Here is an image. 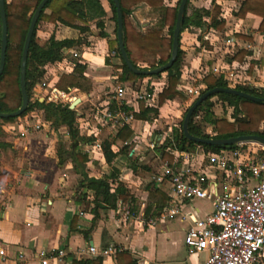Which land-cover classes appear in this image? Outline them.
<instances>
[{
    "label": "crops",
    "instance_id": "crops-1",
    "mask_svg": "<svg viewBox=\"0 0 264 264\" xmlns=\"http://www.w3.org/2000/svg\"><path fill=\"white\" fill-rule=\"evenodd\" d=\"M83 2L89 27L85 37L89 45L93 46V51H90L89 45L84 44L64 49L60 60L47 63L45 75L41 79L42 83H36L33 88L35 98H39L40 101L46 99V91L51 86H55L59 76L70 74L76 62L85 65L82 72L83 81H88L91 87H86L81 83L82 86L68 88L80 98L78 107L86 102L90 103L88 106H83L81 112L77 114L79 134L84 137L92 136L100 143L104 139L111 140V150L116 152V156L108 164L103 158L101 149L93 148L90 143H80L77 151L87 154L88 161L85 163V171L90 177L109 174L112 167L118 169V176L108 179L111 190L117 186L123 187L125 193H128L131 198L129 197V200L121 204L118 201L115 209H100L93 222L94 215L91 211L93 192L86 191L85 199H80L83 198L79 197L81 191L78 190V184L83 178L81 173L73 168L70 157H66L62 163H59L57 155L59 142H62L65 150L69 151L66 146L68 142L70 143L67 127L61 124L55 128L45 119L42 109L32 110L26 115L43 120V126L36 131H30L23 136L18 134L21 128L19 124H22L26 116L8 125H2L3 133L0 134V246L6 248L7 257L0 258V264H41L37 257L39 250L56 254L59 249L64 251V255L61 258H50L47 264H71L73 258L93 260L99 256L101 257L100 264H116L115 254L106 256L99 254L108 245L128 250L138 264H199L202 260L200 254L191 255L183 241L187 225L185 221L180 218L159 220L158 215L152 217L157 219L153 226L141 224V219H146L144 217L145 208L150 205L153 209V203L158 201L151 191L157 189L167 197L165 190L168 189L169 183L160 184L154 181L152 176L158 174L162 162L173 161L172 154L167 150L168 147L162 150L160 145L166 137L171 136L172 128L178 126L174 119L170 120L161 114L163 106L166 105L165 102L158 107V116L153 120L144 121L134 118L126 124L133 131V136L128 141L123 142L116 138L117 129L121 126L118 118L108 117L105 113L113 101L118 111L117 102L114 100L115 78H118L121 68L115 66L120 62L117 61L118 57L115 53L108 51L106 39L99 36L100 28L97 26L98 22H102L103 31L114 38L115 35H112L114 32L113 13L107 0H83ZM216 2L222 7L221 16L225 20L224 28L222 30L198 28L199 32H202L200 34L202 40L212 48L206 49L197 37L193 39L189 47L192 52L196 49L197 59L201 57H207L204 59H212V61L215 59L213 62H207V69H204L205 71L203 70L200 76L202 77L204 72L212 69L215 74H221L230 87L232 86V83H229V79H232L230 71L240 67L243 70V77L239 80V84L263 87L264 32L257 31L261 17L248 13L244 18H238L233 15V12L237 11L239 1L217 0ZM199 3L197 7L209 9L211 0H201ZM144 9H149V7L140 3L132 9L131 14L134 26L141 31L148 27L147 23L140 19L138 12ZM204 20L209 19L204 17ZM77 24L81 23L77 22ZM183 33L182 31L180 36ZM237 33L243 36L239 37ZM51 34H54L56 39L77 38L81 35L79 30L71 27L41 22L36 31V41L44 45ZM180 41H182L181 37ZM221 43L227 47L224 49L215 46ZM180 47L185 49L183 45ZM218 50L222 54L218 53ZM240 50L248 51L242 62L232 60V56ZM71 51L77 52L79 57L74 59ZM106 58L109 61L108 64L105 61ZM196 58L189 64L191 69L196 67ZM251 61L255 62L252 69L248 67ZM181 70L183 76L179 79L177 88L184 92L187 88L184 81L188 79V75L182 68ZM118 81L121 82L119 79ZM165 84L164 74L145 76L125 83L129 93L133 95L142 91L148 92L150 94L149 105H155L157 93ZM201 85L204 87L202 82ZM177 100L182 99H172L173 102ZM167 101L171 102V100ZM94 107L100 108L94 109ZM126 107L136 112L138 101L132 99ZM229 108L226 107L228 113L233 112V107ZM90 116L94 118L91 125ZM81 123L90 127L85 128L83 132L80 127ZM203 123L207 125L204 132L214 135L213 126L206 122ZM164 127L166 130H163ZM258 130L264 132V120L261 121ZM103 133H105L104 137H102ZM151 142L154 143V148L150 147ZM124 146H127V149L122 152L121 148ZM140 150L144 151L140 152ZM189 150L200 158L204 149L196 146ZM164 152L166 158L162 157ZM132 164L135 166L134 169ZM121 208L130 210L133 215L124 217ZM182 208L186 212H194L197 216L210 213L213 209L212 202L208 199L186 201ZM72 224L76 226V229L70 228ZM80 230H90L89 238L85 239ZM89 246H93L97 252L90 253ZM20 253L23 254V258H18Z\"/></svg>",
    "mask_w": 264,
    "mask_h": 264
},
{
    "label": "trees",
    "instance_id": "trees-1",
    "mask_svg": "<svg viewBox=\"0 0 264 264\" xmlns=\"http://www.w3.org/2000/svg\"><path fill=\"white\" fill-rule=\"evenodd\" d=\"M41 0H5V12L7 20V47L5 66L0 75V112H8L16 110L21 104V93L19 85V67L24 38L30 23L32 13ZM112 10L114 21V38H111L105 31H103V23L98 22L97 26L100 28L99 36L106 39L109 52H114L120 59V64L115 67L121 68V73L118 79L121 82L135 81L138 78L145 77V75H138L133 73L124 63L118 50V42L116 39V15L115 7L112 0H107ZM122 11V39L125 46L126 54L134 66L140 67L139 64H146L149 68H154L164 64L170 57L172 32L175 25L177 6L180 0H177L175 5H168L165 0H119ZM211 0V9L204 7H189L187 1L185 7L184 20L181 27V32L191 28H212L215 30H222L225 25V20L221 16L222 7L216 2ZM239 1L237 11L233 15L238 18H244L248 13L261 17V21L257 31L264 32V0H236ZM143 3L149 7L150 12L156 14V21L144 31L138 30L131 19L132 9ZM48 11V12H47ZM208 17V21L204 20ZM41 22H49L53 24H60L63 26L71 27L79 30L81 33L77 38H63L56 39L54 34H51L44 45L38 44L36 41V31ZM80 22L81 24H77ZM164 29L167 30V35L163 34ZM1 31V24H0ZM89 31L87 26V19L85 14V5L83 0H48L39 14L37 22L34 27L32 39L28 49L27 64H26V90L29 102L26 110L19 117L0 118V134L3 133L2 125H8L25 117L32 110L42 109L44 117L55 128L64 124L67 127L70 148L69 151L65 150L62 142H59L57 148V155L59 163L66 157L72 159L73 168L82 175V180L78 184L80 190L79 197L85 199L86 191L93 192L92 208L91 211L94 215L93 222L96 220L98 211L105 209H115L117 202H126L131 196L125 193L123 187L117 186L111 190L108 179L115 178L119 174V170L112 167L109 174H104L100 177H90L85 171V163L88 161V156L85 153L77 151L80 143H91L94 137H84L79 134L78 124L76 120V110L69 108V103L66 102H53L46 99L40 101L39 98L31 99V92L35 84L39 82L45 75L43 68L47 63H52L62 58L63 50L74 48L82 44L89 45L85 34ZM242 37V34H236ZM201 44L206 49H211L212 46L205 43L202 37H197ZM182 50L180 49V35H179V48L178 55L170 68L162 73L149 75L161 76L164 74L166 77V84L160 92L157 93L155 105H147L143 100L138 101V110L134 112L135 119L151 121L158 116V107H160L167 100L175 98L185 99V95L177 88L179 79L183 76L181 70V56ZM248 54L246 50H240L232 56V60L242 62L243 57ZM229 59V61L231 60ZM106 63L109 61L106 58ZM254 61L249 63V68L252 69ZM142 67V66H141ZM146 68V67H144ZM85 65L75 63L73 71L70 74H62L59 76L55 86L61 90L67 91L68 88L82 86L81 80L84 79L82 72ZM201 82L204 84L203 93L205 90L213 87H228V83L223 79L221 74H215L212 69L204 72L201 77ZM235 88L257 97H264L263 87L244 86L241 84L235 85ZM200 93V94H201ZM217 96L218 99L231 104L233 112L231 114L232 121L225 117L215 116L212 108L213 101L211 98ZM205 99L194 111L188 123L189 132L196 136L214 137V138H227L240 134H258L264 137V132L258 130L262 120H264V102H254L246 98L228 94L225 92L217 93ZM116 103L113 101L109 107L111 112L116 111ZM117 109L129 110L130 108L121 104ZM188 109V108H187ZM186 109V110H187ZM186 112V111H185ZM183 113V117L184 114ZM198 112H202L203 122L209 123L213 126L214 135H209L203 131V128L194 121V117ZM183 120V118H182ZM172 128L170 137H166L160 148L164 150L170 146L180 150L194 148L196 146L202 147L205 151L218 152L223 148H232L237 144L226 146L196 144L193 141L187 140L182 132L181 125ZM116 138L120 141L126 142L133 136L132 129L124 124L117 129ZM75 145L73 148L72 145ZM111 140L104 139L100 143L103 158L106 163L110 164L116 156V152L111 150ZM127 146L121 148V151H126ZM163 158H166V153H163ZM170 160V159H169ZM133 169L135 168L132 164ZM151 194L158 198L152 209L150 205L145 208L144 217L158 216L161 209L164 207L167 198L159 190L151 191ZM71 229H76L72 224ZM85 239L89 238L90 230H80ZM116 264H138L137 260L133 258L132 254L125 249H120L115 253ZM101 257H96L93 260H78L73 258L71 264H100Z\"/></svg>",
    "mask_w": 264,
    "mask_h": 264
},
{
    "label": "built area",
    "instance_id": "built-area-1",
    "mask_svg": "<svg viewBox=\"0 0 264 264\" xmlns=\"http://www.w3.org/2000/svg\"><path fill=\"white\" fill-rule=\"evenodd\" d=\"M71 56L74 59L79 57L75 51H71ZM43 68L45 70L47 64ZM188 79L192 77L189 75ZM115 81L114 100L118 106H127L132 99L143 100L149 105L148 92L133 95L129 93L126 82H119L118 78ZM193 91L188 87L184 92L191 94ZM45 97L47 101L70 102L75 95L70 89L64 91L51 86ZM134 112L133 109H118L115 112L107 110L105 114L118 118L122 126L134 119ZM19 125L18 134L23 136L40 129L43 120L31 116L29 123ZM90 145L101 149L98 140L92 141ZM257 145L251 147L247 143H240L218 152L203 150L200 158L189 149L168 146L173 161L162 162L158 174L152 176L160 184L169 183L165 190L167 202L158 219L180 218L187 223L183 241L190 254L206 252L205 259L199 264H264V147L258 145L257 148ZM154 146L151 142L150 147ZM193 199L211 200L212 211L203 216L184 211L183 203ZM118 203L121 204V201ZM121 211L124 217L133 215L128 209L121 208ZM156 220L152 217L143 218L141 224L150 227ZM120 249L108 245L99 254H115ZM88 251L92 254L97 252L93 246H89ZM63 255L62 249L57 250L56 254L46 250L37 252L41 264ZM6 257V248L0 246V258ZM18 258H23V254L20 253Z\"/></svg>",
    "mask_w": 264,
    "mask_h": 264
},
{
    "label": "water",
    "instance_id": "water-1",
    "mask_svg": "<svg viewBox=\"0 0 264 264\" xmlns=\"http://www.w3.org/2000/svg\"><path fill=\"white\" fill-rule=\"evenodd\" d=\"M48 0H41L36 8L34 9L30 23L24 38L21 58H20V67H19V85H20V93H21V104L20 106L13 111L8 112H0V118H8V117H19L23 114L26 110L29 98L26 90V64H27V56H28V49L32 39V34L34 31L35 24L39 17L40 12L44 8L46 2ZM114 7H115V15H116V39L118 42V50L121 58L123 59L126 66L135 74L138 75H154L158 73H162L168 68L172 66L175 59L178 55V48H179V35L181 33V27L184 20L185 14V7L188 0H180L177 6V13H176V20L175 25L172 32V42H171V50H170V57L169 59L159 66L154 68H142L138 66H134L130 61L129 57L126 54L125 46L122 39V11L120 6L119 0H112ZM0 24H1V31H0V75L5 66V58H6V47H7V20H6V12H5V0H0ZM225 92L228 94L240 96L246 98L248 100L254 102H264V97H257L250 93L241 91L236 89L235 87H213L210 89L205 90L203 93L198 95L195 100L190 104L188 109L186 110L183 120L181 129L183 132L184 137L187 140L193 141L196 144H207V145H217V146H226L231 144H240V143H256L260 146L264 147V137L258 134H240L236 136H231L227 138H214V137H203V136H196L189 132L188 123L190 117L193 115L196 108L208 97L213 96L217 93ZM80 102L79 97H75L69 104V108L74 109L75 105ZM73 148L75 145H72Z\"/></svg>",
    "mask_w": 264,
    "mask_h": 264
},
{
    "label": "rangeland",
    "instance_id": "rangeland-1",
    "mask_svg": "<svg viewBox=\"0 0 264 264\" xmlns=\"http://www.w3.org/2000/svg\"><path fill=\"white\" fill-rule=\"evenodd\" d=\"M200 1L201 0H189V3H188L189 10H188V12H190V8L191 7H197V6H199L200 5V3H199ZM176 2H177V0H166V3L168 5H175ZM211 7L212 6L209 4L208 8L211 9ZM138 12H139V15H140V19L142 20V22L147 23L148 27L151 26L156 21V19H157L156 14L151 13L150 12V9H144L143 11L140 10ZM134 21H136V19ZM183 32H184L183 35L180 36L181 39H182V41H180V45H183V47L185 49H182L180 47V49L183 52L182 53V56H181V68L186 72V74L188 76L190 75L192 77V79L185 80L184 81V84L187 85V88L188 87H191L194 91L191 94H187V93L183 92V94L185 95V99H183V100H177L176 102H173L172 100H171V102L166 101V105L163 106V109L161 111V114H163V117H165V118L168 117L170 120L174 119L175 122H176V124H177V126H179V121L182 120V118H183V113L190 106V104L193 102V100H195V98L198 95H200L201 91L204 89L203 85H201V82H200L201 81L200 74L203 72L204 69L205 70L207 69V65H208L207 62H209V61H211V62L215 61V59L213 61H212V59H204V58H207V57H201L200 59H197L196 58V51H195L196 49L193 50V52H192V50L191 51L189 50V47H191V45H192L193 39L196 38V37H198L200 34H202L201 31L199 32L198 28L191 27V28H188V29L184 30ZM163 34L164 35H167V30L166 29H164ZM112 35H114V32L112 33ZM215 46L218 47V48L219 47L220 48L222 47L224 49L227 47L225 44H222V43L219 46L218 45H215ZM89 47H90L89 48L90 51H93L92 50L93 49L92 48L93 46H90L89 45ZM189 52H191V53H189ZM218 53H221V51H219ZM194 58H196V67L194 69H191V67H190L189 64H190V62H193V59ZM215 58H217V56ZM117 61L120 62L119 57H118V60ZM139 65H141L142 68H144V67L149 68L146 64H139ZM242 71L243 70L240 67H236V69L235 68L234 69H231L230 72H232V75H231V78L232 79L231 80L229 79V83H232L231 84L232 86H230V87H235V85L239 84L238 83V82H240L239 80H241V78L243 77L242 76L243 75L242 74ZM38 83H42V80H39ZM82 84L84 86H86V87L87 86L91 87V84L88 83V81H83L82 80ZM135 87H136V85H135ZM138 87H139V84H138ZM47 92H48V90L46 91V93ZM37 94H39V96H41L40 93H37ZM129 95H131V94H129ZM35 96H36L35 95V91H34V89H32L31 99H35ZM75 97H77V96L75 95ZM175 99H177V98H175ZM211 100L214 102L213 110H215V111H213V112L215 113L216 116L225 117L227 119L229 118L228 119L229 121H232L233 120L232 117H230L231 114H232V112H229L228 113V109H226V107H228V108L231 107L232 106L231 104H228V103L225 104V102H223L222 100H219L217 96H213L211 98ZM70 102H66V103H69L70 104ZM215 104H218V105L215 106ZM88 105H90L89 102H86L81 107H78V104L75 105V108L74 109L77 108V110H76V116H77V114L79 112H81L80 110H81V108L83 109V106H88ZM96 108H100V107H94V109H96ZM175 115H176V118H175ZM90 118H91V120L89 122H90V125H91L94 122L93 121L94 118H93V116H90ZM30 119H31V116H26L23 119L22 124L29 123L30 122ZM194 121L203 128V131L205 130V127H207V125H205L203 123V120H202V112H198L197 113V115L194 117ZM87 127H90V126L83 125L81 123V128H82L83 132H84V130H86L85 128H87ZM104 127H106V125ZM163 130H166V128L164 127ZM104 136H105V133H103L102 137H104ZM152 136H153V133H152ZM247 144L248 145H255L256 146L255 143L254 144L253 143H247ZM66 146H68V148H70V143L68 142V144H66ZM144 148L147 149L148 147H144ZM142 151H144V150H140V152H142ZM200 256H201V259L204 260L205 257H206V252L200 253Z\"/></svg>",
    "mask_w": 264,
    "mask_h": 264
}]
</instances>
